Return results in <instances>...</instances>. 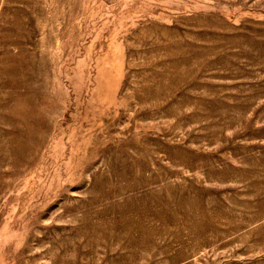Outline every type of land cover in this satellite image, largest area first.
<instances>
[{
    "label": "rangeland",
    "instance_id": "374dc122",
    "mask_svg": "<svg viewBox=\"0 0 264 264\" xmlns=\"http://www.w3.org/2000/svg\"><path fill=\"white\" fill-rule=\"evenodd\" d=\"M0 264H264V0H0Z\"/></svg>",
    "mask_w": 264,
    "mask_h": 264
}]
</instances>
